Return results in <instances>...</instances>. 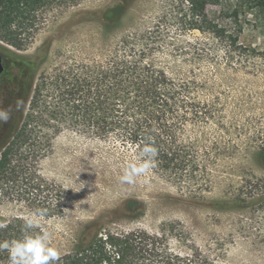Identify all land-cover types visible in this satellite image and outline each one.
<instances>
[{
	"label": "trees",
	"instance_id": "16d2710c",
	"mask_svg": "<svg viewBox=\"0 0 264 264\" xmlns=\"http://www.w3.org/2000/svg\"><path fill=\"white\" fill-rule=\"evenodd\" d=\"M85 1L0 0V41L23 51L63 12ZM222 3L168 0L166 11L154 20L141 17L136 28L121 32L116 30L124 25V15L107 14L97 35L99 47L77 48L71 55L61 51V62L38 77L12 140L0 152V172L12 163L18 149H26L27 180L43 197L41 212L48 218L61 216L64 192L37 175L33 165L59 134L71 131L121 144L137 166L148 159L141 157L142 150L155 148L154 162L144 174L176 186L182 197L205 200L220 179L223 161L242 149L238 138L248 136L250 129L229 120L221 98L202 80L201 75H206L201 68L177 77L169 66L201 67L208 60L219 72L223 60L231 66H242L258 56L264 60V52L240 42L246 25L264 37V0H232L214 22L207 6ZM194 31L212 36L213 41L189 39ZM10 94L16 101L19 95ZM256 132L255 148L263 157L264 132L261 128ZM238 202L241 199L234 198L216 204ZM25 221L15 218L0 224V244L42 234L38 227L26 231ZM168 230L96 229L91 239L77 243L53 264H219L185 241L183 233L184 249L177 250ZM0 264H10L5 249H0Z\"/></svg>",
	"mask_w": 264,
	"mask_h": 264
},
{
	"label": "rangeland",
	"instance_id": "374dc122",
	"mask_svg": "<svg viewBox=\"0 0 264 264\" xmlns=\"http://www.w3.org/2000/svg\"><path fill=\"white\" fill-rule=\"evenodd\" d=\"M167 1L87 0L63 12L23 51L0 41L4 67L0 75V111L10 114L6 122L0 121V152L12 140L38 77L61 62V51L71 55L77 48L92 51L99 47L102 42L97 35L107 14L124 15V25L116 30L121 32L136 28L141 17L154 20L166 11ZM231 1L223 0V6L208 5L209 18L218 22L221 11ZM189 39L213 41L212 36L198 31ZM240 42L264 52V37L251 25L245 26ZM225 61L219 72L208 60L201 67L169 66L171 75L177 77L188 73V69L199 72L201 68L206 75H201L202 80L221 98L229 120L250 129L248 136L238 138L242 149L231 160L223 161L222 172L217 174L220 179H216L205 200L182 197L176 186L145 174L137 175L132 183H121L119 178L126 165L133 163L121 144L65 131L33 165L37 175L64 192L63 214L48 218L41 212L43 197L28 184L26 149L21 148L7 169L0 172V224L35 217L41 235L49 234L47 246L59 256L91 239L96 229L153 233L169 229L172 246L177 250L184 249L185 243L180 240L184 237L219 264H264V156L260 157L255 148L256 130L264 132V60L258 56L242 66ZM10 91L19 95L16 101ZM234 198L241 202L225 207L216 204Z\"/></svg>",
	"mask_w": 264,
	"mask_h": 264
},
{
	"label": "clouds",
	"instance_id": "9594fccd",
	"mask_svg": "<svg viewBox=\"0 0 264 264\" xmlns=\"http://www.w3.org/2000/svg\"><path fill=\"white\" fill-rule=\"evenodd\" d=\"M10 114L0 111V121L6 122ZM156 150L152 147H145L141 152V157L148 159L139 166L129 164L125 167L123 175L120 176L121 183H132L137 175L147 172L154 162ZM37 226L35 217H29L25 221V230L33 229ZM49 234L26 236L22 241L4 242L0 244V249H5L9 253L10 264H53L59 259L58 252L47 246Z\"/></svg>",
	"mask_w": 264,
	"mask_h": 264
},
{
	"label": "water",
	"instance_id": "95a60500",
	"mask_svg": "<svg viewBox=\"0 0 264 264\" xmlns=\"http://www.w3.org/2000/svg\"><path fill=\"white\" fill-rule=\"evenodd\" d=\"M3 70H4V67L2 65V59H1V56H0V75L3 72Z\"/></svg>",
	"mask_w": 264,
	"mask_h": 264
}]
</instances>
